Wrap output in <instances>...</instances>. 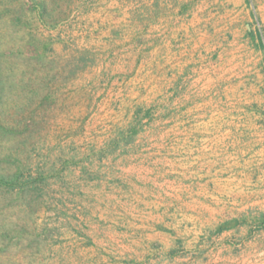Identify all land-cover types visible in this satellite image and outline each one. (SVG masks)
<instances>
[{"label": "rangeland", "instance_id": "1", "mask_svg": "<svg viewBox=\"0 0 264 264\" xmlns=\"http://www.w3.org/2000/svg\"><path fill=\"white\" fill-rule=\"evenodd\" d=\"M251 1L254 21L263 20L264 0ZM130 3L0 0V178L32 179L0 186V264H236L238 244L214 236L234 221H202L198 235L184 219L183 203L199 192L187 187L206 174L170 165L166 125L134 117L118 78L110 28ZM240 98L261 106L239 110V123L225 119L220 132L230 129L236 145L217 150L222 162L234 151L242 164L262 130L254 118L264 115V95ZM260 222L250 221L252 231Z\"/></svg>", "mask_w": 264, "mask_h": 264}, {"label": "crops", "instance_id": "2", "mask_svg": "<svg viewBox=\"0 0 264 264\" xmlns=\"http://www.w3.org/2000/svg\"><path fill=\"white\" fill-rule=\"evenodd\" d=\"M122 10L124 18L110 34L121 48L115 68L133 99L134 117L166 125L164 151L172 167L206 174L187 187L199 190L183 203L184 219L193 222L190 232L202 233V221H234L214 236L238 244L236 264H264V229L252 231L250 224L264 219V115L254 118L262 130L246 142L242 164L232 162L234 151L231 163L218 153L226 155L236 145L230 129L220 132L225 119L239 123V110L261 106L240 97L264 95V19L254 21L251 0H133ZM243 61L245 69L238 71ZM236 172L245 178H233ZM242 220L249 223L235 225Z\"/></svg>", "mask_w": 264, "mask_h": 264}, {"label": "trees", "instance_id": "3", "mask_svg": "<svg viewBox=\"0 0 264 264\" xmlns=\"http://www.w3.org/2000/svg\"><path fill=\"white\" fill-rule=\"evenodd\" d=\"M22 177L23 174H15L12 177L0 178V186L5 187L6 189H13L14 187L21 189L23 186L32 182L30 177H27L24 181L20 182L24 179ZM259 227L264 229V219L259 223Z\"/></svg>", "mask_w": 264, "mask_h": 264}]
</instances>
